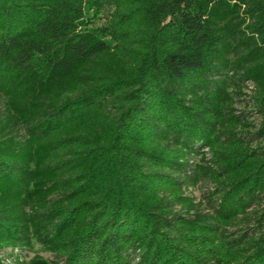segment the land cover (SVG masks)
Masks as SVG:
<instances>
[{
	"label": "trees",
	"instance_id": "1",
	"mask_svg": "<svg viewBox=\"0 0 264 264\" xmlns=\"http://www.w3.org/2000/svg\"><path fill=\"white\" fill-rule=\"evenodd\" d=\"M34 243L18 264H264V0H0V264Z\"/></svg>",
	"mask_w": 264,
	"mask_h": 264
},
{
	"label": "rangeland",
	"instance_id": "2",
	"mask_svg": "<svg viewBox=\"0 0 264 264\" xmlns=\"http://www.w3.org/2000/svg\"><path fill=\"white\" fill-rule=\"evenodd\" d=\"M250 85L248 82L243 84V87L239 89V92H236L234 95L235 102H234V109L235 113H241L246 121L249 123L247 127L243 128V133L245 134L244 136L247 137L248 140L253 139L252 133L255 131L258 123H259V118L258 115L254 112H252V108L250 105ZM254 141V140H253ZM257 141H254L253 144H255ZM200 161L199 158L195 159L194 162ZM213 189V185L209 180H202L200 181L196 186L193 187H188L185 188V194L191 196L194 198L196 202L201 203V208L203 210H206L208 207L207 203V197H208V192ZM40 256L44 259L48 260H54V257L52 254L43 251V249L38 245L37 243H34L32 248L30 250H23L22 255L19 257L18 262H14V260H10L7 262L9 263H23L24 261L29 260L33 256ZM59 264H62L60 262Z\"/></svg>",
	"mask_w": 264,
	"mask_h": 264
}]
</instances>
